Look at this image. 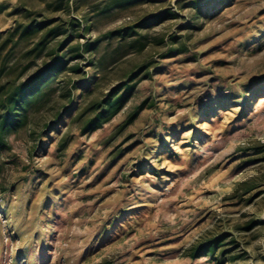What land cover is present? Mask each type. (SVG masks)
<instances>
[{
    "label": "rangeland",
    "instance_id": "rangeland-1",
    "mask_svg": "<svg viewBox=\"0 0 264 264\" xmlns=\"http://www.w3.org/2000/svg\"><path fill=\"white\" fill-rule=\"evenodd\" d=\"M18 1L0 0V30ZM74 1L105 68L64 74L75 98L46 131L55 110L37 112L41 136H8L0 264H218L199 248L220 237L225 264H264V0ZM165 10L141 52L108 38ZM143 66L84 133L92 102Z\"/></svg>",
    "mask_w": 264,
    "mask_h": 264
},
{
    "label": "trees",
    "instance_id": "trees-1",
    "mask_svg": "<svg viewBox=\"0 0 264 264\" xmlns=\"http://www.w3.org/2000/svg\"><path fill=\"white\" fill-rule=\"evenodd\" d=\"M47 1L46 7L35 11L19 0L14 25L0 30V152L8 148V136L23 129H29L32 136H41L58 119L62 110L61 107L58 109L60 102L65 101L63 108L72 103L77 84L66 87L69 80L64 81V74L83 72L87 77L80 65L86 60L97 71L105 68L106 58H97L103 38L82 42L90 25L84 24L86 17L73 15L78 4L74 5V0ZM169 11H161L135 25L110 32L108 38L111 35L119 37L124 47L141 52L150 41V35L142 29L161 21ZM86 55L90 57L86 59ZM73 61L76 64L71 65ZM146 69L147 66L139 68L126 81L115 85L104 99L92 102L95 116L82 124L84 133L98 128L101 119L124 105L136 87L134 81ZM57 97L63 100L59 101ZM47 108L55 110V114L45 122L40 133L37 112ZM199 249L201 253L213 255L221 249L218 264H225L232 251L227 248L224 237Z\"/></svg>",
    "mask_w": 264,
    "mask_h": 264
},
{
    "label": "crops",
    "instance_id": "crops-1",
    "mask_svg": "<svg viewBox=\"0 0 264 264\" xmlns=\"http://www.w3.org/2000/svg\"><path fill=\"white\" fill-rule=\"evenodd\" d=\"M12 6H10L9 8H11ZM13 15H15V13L14 12H11L10 13V16H13Z\"/></svg>",
    "mask_w": 264,
    "mask_h": 264
}]
</instances>
